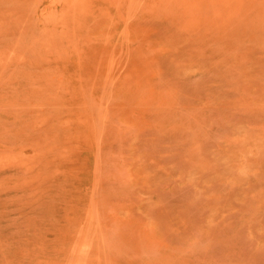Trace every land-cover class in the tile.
Here are the masks:
<instances>
[{"label":"rangeland","instance_id":"374dc122","mask_svg":"<svg viewBox=\"0 0 264 264\" xmlns=\"http://www.w3.org/2000/svg\"><path fill=\"white\" fill-rule=\"evenodd\" d=\"M0 264H264V0H0Z\"/></svg>","mask_w":264,"mask_h":264}]
</instances>
